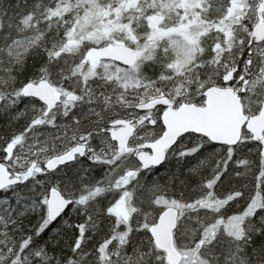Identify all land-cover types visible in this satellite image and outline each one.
I'll use <instances>...</instances> for the list:
<instances>
[{"label":"snow or ice","instance_id":"snow-or-ice-1","mask_svg":"<svg viewBox=\"0 0 264 264\" xmlns=\"http://www.w3.org/2000/svg\"><path fill=\"white\" fill-rule=\"evenodd\" d=\"M70 4L79 8V0H48L47 4L34 0L23 14H13L19 16L16 24L9 20L5 25L0 19V91L14 102L37 82L30 77L18 85V74L34 55L43 54L41 73L54 70L60 79H68L83 59L81 55L80 60H73L66 70L62 58L68 54L63 45L58 47V39L64 40L84 12L91 11V5L85 3L81 11L57 14ZM0 12L7 15L6 10ZM178 15L183 20V9ZM54 20L65 25L63 31H59V23L57 31L53 30ZM86 44L84 53L99 47ZM167 52L168 48L157 44L156 54L141 70L148 74L149 66L155 70L156 62L163 60L156 76L164 77L165 69L172 68L164 59ZM192 74L205 81L218 79L220 86L237 93L248 118L238 138L218 139L190 129L175 139L162 158L146 163L137 151L143 131L129 139L128 151H121L120 142L112 138L113 125L125 117L134 122L135 112L101 106L103 115L90 130L67 148L49 153L54 166L46 161L34 176L0 188V264H264V130L258 133L250 127V121L264 113V41L241 40L240 47L221 57L219 64L212 51L205 61L195 63ZM81 86L86 91L100 89L102 96H107L105 87L114 90L99 75L90 84L81 78ZM93 107L90 103L87 111L92 112ZM9 111L0 102V113ZM135 111L146 114L142 108ZM80 119L73 118L76 123ZM36 124V120L30 121V126ZM56 126L55 117L47 124L39 122L40 128ZM149 127L155 130V124ZM7 147L0 150L4 159ZM147 151L152 155L151 148ZM172 161L175 166L169 167ZM46 182L48 192L63 185L71 193L65 196V210L52 219L47 216L46 194L37 198L19 190L27 186L35 191L38 183L43 187ZM37 205L43 206L44 215L25 229V221L37 215ZM121 206L128 213L123 218L114 212ZM69 209L76 220L67 218ZM165 222L171 226L170 244L163 243L158 233Z\"/></svg>","mask_w":264,"mask_h":264},{"label":"trees","instance_id":"trees-1","mask_svg":"<svg viewBox=\"0 0 264 264\" xmlns=\"http://www.w3.org/2000/svg\"><path fill=\"white\" fill-rule=\"evenodd\" d=\"M85 0H79V8L76 4H70L69 9L71 11H81L84 8ZM109 0H96V6L91 9V11H86L78 19L75 24L69 29L64 40L58 39V47L63 45V51L67 53V57L72 62L73 60H80V56L83 55V59L80 63L72 70L66 82H69L76 78L78 75L82 78L89 75V71L92 65V59L87 51L84 53V49L87 47L86 43L83 45L81 40V35L94 34L95 30L102 24L104 16L101 14L102 9L106 13L107 8H105L106 3ZM250 1V0H248ZM254 4L245 7L243 9L241 6L238 8L240 11L233 12L231 8H234V4H240L237 0H192V2L182 3V0L178 2V5H174L168 9V14L174 15L173 23L176 19L181 18L178 15L180 9L184 11V20L190 24L195 22L197 14L198 17L197 25L201 28V31L195 32V28L192 29V34L189 36L186 33L175 34L172 31L178 29L175 24L171 26H166L162 31L166 32L165 36L152 37L151 27L145 20L138 21V28H140V34L144 38L141 42L146 44L147 49H149V54L155 55L157 51V44L160 48H168V52L164 55V59L172 63V68L165 69L164 77H157L156 73L161 70V64L163 60L156 62L155 70L152 66L148 68V74L141 70L140 73L136 74L133 72V68L126 70L120 66H116L113 63H102L99 67L98 75L101 77H106L109 82L114 85V90H110L105 87L104 92L107 96L99 95L100 89H93L92 91H86L83 88V99L81 105L76 110L69 111L68 116L60 115L56 118V127H46L43 130L39 127V122L43 121L48 123L51 119L49 118V110L39 101L25 96H21L18 102H14V98L7 96V93L0 91V102H3L9 109V112L0 113V150H3L5 145H7V159L0 156V163L6 162L9 166L10 171L13 174L26 171L31 167L32 163L37 162L41 165L50 159V152L59 151L61 148H67L70 142L76 140L82 132L90 130L94 126V121L101 118L103 115L99 109L101 106L107 107L109 109H119L123 110L126 106H135V103L130 105L121 104L119 99L121 97L125 98H141L146 94V101L152 100V98H157L161 94H165L168 98L176 97L177 93H181L182 96L189 91L193 93L189 99L192 104L202 105L203 93L207 91V88L212 86H220L217 80L208 79L207 81L202 80L200 76H193L195 71V63L197 61H205L208 55H211L212 51L217 54V64L220 63V58L224 57L226 53H231L233 49H238L240 47V41L245 40L248 43L253 41L251 36L240 35L235 40L234 31L237 30H248L251 31V23L248 22L247 15L249 10L254 6L258 8L256 14L264 18V3L261 0H254ZM34 0H28L25 4L23 0H0V10H6L7 15H2L0 12V19L3 20L4 24L7 25L8 21L11 20L13 24H16L19 16L13 15L14 13L23 14L25 10L32 8ZM19 3L20 7L17 8ZM44 4L48 3V0H43ZM198 4L200 9L197 13L188 10L190 6ZM180 7V8H177ZM252 8V9H253ZM103 12V13H104ZM117 9H111L108 11V16L115 18L114 21L121 20L122 17L118 15ZM245 13V14H242ZM103 16V17H102ZM40 18V12L37 11V19ZM182 19V18H181ZM60 24L59 31H63L65 25L61 21H52V27L54 31H57L56 25ZM71 24L72 21L69 20ZM165 23L163 19L159 26ZM142 26V27H141ZM137 28V27H134ZM76 30L78 33L76 35L77 45H71L68 42V37L72 34V31ZM15 32V29H13ZM197 36L195 40L194 36ZM235 40V41H233ZM199 41V42H197ZM196 42L199 43L196 46ZM113 47V42L108 43V46ZM255 47V45H254ZM203 49V51H201ZM191 53V56L189 55ZM231 58L230 56L228 57ZM44 57L42 53H38L29 59L27 67L23 72L19 73V83L24 82L28 78H33L37 82L44 79L46 81L55 83H60V78L56 75L55 71L49 72L45 70L41 73V65L43 63ZM49 66L44 65L47 69ZM215 67V65H214ZM223 67V65H221ZM191 69V71H190ZM43 75V78H41ZM97 76V75H96ZM198 77V79H197ZM36 82V83H37ZM87 83H91L89 79ZM3 87V82L0 81V88ZM66 88V86L64 87ZM59 93L62 94V90ZM67 89H71L69 92H73L70 86ZM123 89V91H121ZM162 92V93H159ZM78 93V92H77ZM159 93V94H157ZM7 97V98H6ZM93 105L92 112H88V108ZM78 105V104H77ZM137 106V104H136ZM24 113L19 119H14L16 113ZM47 112L48 115L44 113ZM95 113V114H93ZM79 116L80 122H74L73 118ZM87 117V118H85ZM36 120V125L30 126V121ZM40 132L44 134L41 135ZM37 136L35 137V135ZM11 141V143H9ZM30 150H27V148ZM143 144H137V149H142ZM175 161H172L169 167H174ZM69 175H71V169L68 170ZM34 176V175H33ZM57 177H51L55 180ZM65 180L64 177H59ZM47 180V178H45ZM49 184L46 182L43 187L38 183L36 185L35 191H31L27 186L19 189L28 196L37 197L41 194L45 195V203L48 202V192ZM56 187H52L51 190ZM63 196L71 195L67 188L61 185L58 188ZM37 215L26 220L24 223V228L27 229L29 223L38 222L40 218L43 217L44 211L42 205H37ZM48 216V208H47ZM67 218L71 220H76L78 217L69 209L67 211ZM223 222H218L222 224Z\"/></svg>","mask_w":264,"mask_h":264},{"label":"water","instance_id":"water-1","mask_svg":"<svg viewBox=\"0 0 264 264\" xmlns=\"http://www.w3.org/2000/svg\"><path fill=\"white\" fill-rule=\"evenodd\" d=\"M253 38L259 44L264 41V22L259 23L252 30ZM91 57L100 61H111L123 66L131 68L138 63V55L136 50L132 48H92L89 50ZM230 78V77H229ZM27 98H34L43 103L47 109L54 110V107L60 103V99L56 96V89L53 85L45 80L39 83L29 85L25 89ZM38 98V99H37ZM205 105L196 106L185 103L176 109V103L167 97L153 99L150 102L142 104L136 109H145L149 112V120L152 119L154 110L157 108H166L162 118L165 132L160 139L153 143H147L145 150L139 152V155L146 163H153L163 157L168 147L183 132L195 129L204 133H211L218 139L234 141L239 136L241 125L245 119L243 115V105L237 93L231 88L211 87L204 94ZM69 101H75L76 96H69ZM145 119H142L133 125L131 122L124 120L118 121L113 125L111 132L113 140H118L121 145V151H128L127 144L130 138L142 127ZM250 127L257 132L264 130V113L261 117H255L250 121ZM152 149V155H149L147 149ZM50 166L51 161L48 160ZM38 164L34 162L31 168L23 174L12 176L8 166L0 163V188L15 184L16 181L27 179L39 171ZM68 201L62 196L59 189L51 191L49 195V219L56 217L65 210ZM161 240L165 244L171 243V226L165 222L158 229Z\"/></svg>","mask_w":264,"mask_h":264},{"label":"rangeland","instance_id":"rangeland-1","mask_svg":"<svg viewBox=\"0 0 264 264\" xmlns=\"http://www.w3.org/2000/svg\"><path fill=\"white\" fill-rule=\"evenodd\" d=\"M178 2H180V0H109L106 3V7L107 11L106 13L104 12L105 10L102 9L101 14L104 16H102L103 18H106V20L104 19V21L102 22V24L97 28L98 30H95L96 32H94V34L89 35V33L87 35L83 34L81 35V37L84 39L81 40L82 44L84 45L86 42H91L94 43L96 45H99V47H106L108 46V43H111V41L113 42V47H110V45L108 46L109 48H117V47H123V48H132L134 50L137 51L138 54V60L139 62L135 65V67L132 69L133 72H135L136 74L140 73V67L141 65H143L152 55L151 53L149 54V49H147L146 44L145 43H140L141 39H143L144 37L141 36L140 32V28H138V21L141 20H145L148 23V26L151 27V35L152 37L149 38H155V37H159L160 36H165L164 31H162L163 29L166 28V26H171L173 24H175L177 27H179L178 29L173 30L172 32L175 34H182V33H186L189 36H191L192 34V29L193 27L195 28V32H199L201 31V28L197 25L198 23V17L200 14H197L196 20L195 22H193L192 24L186 22L183 18V20L181 18L176 19L175 22L173 23V16L171 13L168 14V9L170 10V7L174 6V5H178ZM188 2H192V0H182V3H188ZM238 3L236 5L234 4V8H231V10L233 12L236 11H240L238 10V8L241 6L243 9H245V7H247L248 5L251 6L254 4V0H237ZM84 4L87 3L89 5H91V9H93L94 6H96L97 2L96 0H85L83 2ZM180 8V7H177ZM201 7H199L198 4L190 6L188 8L189 11L197 13ZM253 8V7H252ZM250 9L247 15V19L248 22L251 23V26H255L256 24H258L261 21H264V18L259 16V14H256L258 8L256 6H254L253 9ZM111 9H117L118 10V15H120L122 17L121 20H116L114 21L115 18L108 16V11ZM154 10V12H153ZM65 11H70L69 7L68 8H61L59 13H57L58 15H62ZM104 12V13H103ZM245 14V13H242ZM184 17V16H183ZM165 19V23L162 24V27L159 26L160 22ZM78 22V21H77ZM76 25V24H75ZM137 27V28H134ZM142 27V26H141ZM251 27V28H252ZM77 31L74 30L72 31V34L68 37V42L71 45H77L76 43V35H77ZM251 31L250 29L242 31V30H235L234 31V36H235V40L237 39L238 36L240 35H248L251 36ZM192 36H194L195 40H197V36H195V34H193ZM233 40V41H235ZM103 42V43H102ZM199 42V41H197ZM196 42V46H198L199 43ZM87 45V44H86ZM95 48V47H94ZM62 62L64 63L65 69L67 70L68 67L71 66V61L68 57L62 58ZM102 63L98 62V63H93L91 65L90 71H89V75H86L85 77H83V79L88 82V80H92V78L96 75H98V70L99 67H101ZM81 76H77L76 78H74L73 80L66 82L65 79H60V83H55L54 81L51 82V84H53L54 86L57 87L58 90H61V88H64L66 86V88H64V91L62 90V94L68 96V94L70 95H74L80 93V98L78 99L77 104L67 101L66 97L64 96V101L62 102V104L60 106L57 107V109L54 110V112H50L49 113V118L52 119V117H55V121L56 118L60 115H64L65 112L68 113L69 111L72 110H76L78 109V107L81 105L83 99H85V97L83 96V87L81 86ZM198 79V77H197ZM42 80V79H41ZM67 86H70L73 89V92H69L67 89ZM83 88V89H82ZM85 90V89H84ZM191 91H189L188 93H190ZM162 93V92H159ZM157 93V94H159ZM182 93V92H181ZM181 93H177L176 97L171 98L172 101L181 98L182 94ZM186 94V93H185ZM144 96L141 98H125V97H121L119 99L121 104H125V105H130L135 103V106L137 104V106L144 104L146 97H148V95L143 94ZM160 98L163 97H168L166 96L164 93L161 94L159 96ZM156 98V97H155ZM189 95L188 97L185 98V102H188L189 99ZM145 99V100H144ZM153 99V98H152ZM148 102V101H146ZM44 128H42L41 130H43ZM43 132H40V134ZM44 134V133H43ZM37 136V134L35 135V137ZM27 148V147H26ZM27 150H30V148H27ZM139 152L141 151L138 150ZM114 212L117 214V216L119 218H123L127 216V209H125L124 207H118L116 209H114Z\"/></svg>","mask_w":264,"mask_h":264},{"label":"flooded vegetation","instance_id":"flooded-vegetation-1","mask_svg":"<svg viewBox=\"0 0 264 264\" xmlns=\"http://www.w3.org/2000/svg\"><path fill=\"white\" fill-rule=\"evenodd\" d=\"M252 39L253 40H255L253 37H252ZM93 63H98V61H93V60H91ZM213 87V86H212ZM218 87H222V86H218ZM225 88V87H224ZM56 94H57V97L60 99V101H61V103L60 104H62V102L64 101V96L66 97V100L69 98V97H67V94L65 95H63V94H60L59 93V91L56 89ZM204 94H205V92L203 93V100H202V102H203V104L202 105H200V106H204L205 105V103H206V101H205V98H204ZM68 95H70V94H68ZM74 96H76V94H74ZM191 96H193V93L192 92H190L189 93V97H191ZM187 97V93L184 95V96H182L181 98H178V99H176V100H174L173 102H175L176 103V109H178V108H180L182 105H184L185 103H187V104H191V105H195V104H192L191 102H185L186 100H185V98ZM77 102H78V99L76 98V100H75V102H73L74 104L76 103L77 104ZM137 107H139V106H126L123 110H122V112H124V111H129V112H135V116L137 117V118H135V120H134V122L132 121V120H129L127 117H125V119H123L124 121H126V122H132L133 123V125H136V123L138 122V121H140V120H142V119H145V122L142 124V127L138 130V131H143V136L140 138L142 141H143V143H140V144H143V145H145L146 143H151V142H154L155 140H158L159 138H161V136L163 135V133H164V131H165V127H164V125H163V123H162V118H163V113H164V111L166 110V108L164 107V108H157V109H155L154 110V113H153V117H152V119L151 120H149V112H146V114L145 115H140L138 112H136L135 110H136V108ZM55 109H57V108H55ZM54 109V110H55ZM54 110L52 111V112H54ZM151 124H155V130L153 131V130H151L150 129V125ZM146 127H149V130H147V131H145V128ZM137 133V132H136ZM135 133V134H136ZM135 136V135H134ZM133 136V137H134ZM132 137V138H133ZM154 137H159L158 139H154ZM77 140V139H76ZM76 140H73V141H76ZM139 144V143H138Z\"/></svg>","mask_w":264,"mask_h":264}]
</instances>
